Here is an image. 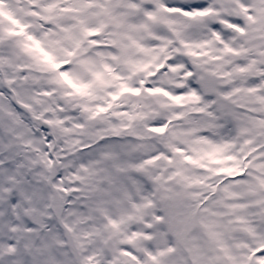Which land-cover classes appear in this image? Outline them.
<instances>
[{
	"label": "snow or ice",
	"instance_id": "snow-or-ice-1",
	"mask_svg": "<svg viewBox=\"0 0 264 264\" xmlns=\"http://www.w3.org/2000/svg\"><path fill=\"white\" fill-rule=\"evenodd\" d=\"M0 264H264V0H0Z\"/></svg>",
	"mask_w": 264,
	"mask_h": 264
}]
</instances>
